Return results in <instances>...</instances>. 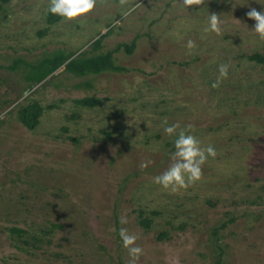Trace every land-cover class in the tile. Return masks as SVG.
<instances>
[{
  "label": "rangeland",
  "instance_id": "1",
  "mask_svg": "<svg viewBox=\"0 0 264 264\" xmlns=\"http://www.w3.org/2000/svg\"><path fill=\"white\" fill-rule=\"evenodd\" d=\"M49 3L0 0V264H131L121 227L144 249L135 264H264V63L250 59L264 39L247 17L264 0H97L76 21ZM212 13L220 34L203 31ZM110 53L117 70L29 79ZM164 118L217 151L186 190L153 180L174 151Z\"/></svg>",
  "mask_w": 264,
  "mask_h": 264
},
{
  "label": "clouds",
  "instance_id": "2",
  "mask_svg": "<svg viewBox=\"0 0 264 264\" xmlns=\"http://www.w3.org/2000/svg\"><path fill=\"white\" fill-rule=\"evenodd\" d=\"M97 0H50L48 12L54 16H59L67 21H76L87 17L96 8ZM203 3V0H182V6L186 9H194L193 6H198ZM140 4L132 5L123 15L129 16ZM247 17L255 21L253 31L264 39V9L257 10L250 8L247 12ZM207 26L203 29L205 33L220 34L222 21L220 16L215 13L209 14L207 17ZM188 49L195 48L192 40L187 42ZM229 75V64L224 63L219 66V78L212 84V87H218L220 78L227 79ZM163 131L169 137H175L171 152V164L160 175H156L153 180L154 183L160 185L165 190L177 192L199 182L203 177V166L211 157L215 159L217 151L214 146L208 145L203 147L200 139L191 133L188 129H182L180 124H169L167 118L162 121ZM141 163V168H147L148 164ZM121 224H127L125 217H121ZM119 238L122 241L123 247L127 250L130 257L131 264L144 255V249L137 244L139 239L135 233H130L127 228L121 227L119 229Z\"/></svg>",
  "mask_w": 264,
  "mask_h": 264
},
{
  "label": "trees",
  "instance_id": "3",
  "mask_svg": "<svg viewBox=\"0 0 264 264\" xmlns=\"http://www.w3.org/2000/svg\"><path fill=\"white\" fill-rule=\"evenodd\" d=\"M9 1V0H7ZM98 43V41L96 42ZM134 46L128 47V51L132 53ZM72 57H64L58 56L54 60H50L46 64L42 65L37 69V71L33 72L29 79H34L36 84L39 85L46 81L49 77H51L54 73H56L63 65H67V71H72L77 74H84L87 72L101 73L107 70H117L118 68L114 66L112 54H108L105 56L88 58V59H73ZM250 59L252 61H256L258 63H264V56L254 55L251 56ZM81 104L85 106H94L99 103L97 99H83L80 101ZM42 108L34 105V106H26L20 111V119L28 128L31 130L35 129L40 121V117L42 115Z\"/></svg>",
  "mask_w": 264,
  "mask_h": 264
}]
</instances>
